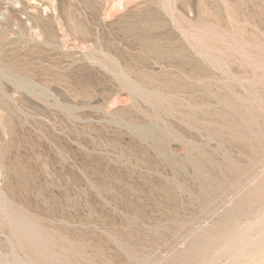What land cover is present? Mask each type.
I'll return each instance as SVG.
<instances>
[{
	"label": "rangeland",
	"instance_id": "1",
	"mask_svg": "<svg viewBox=\"0 0 264 264\" xmlns=\"http://www.w3.org/2000/svg\"><path fill=\"white\" fill-rule=\"evenodd\" d=\"M0 264H264V0H0Z\"/></svg>",
	"mask_w": 264,
	"mask_h": 264
}]
</instances>
